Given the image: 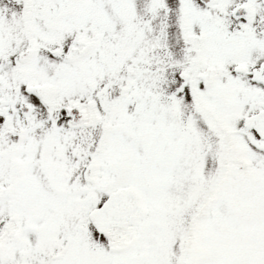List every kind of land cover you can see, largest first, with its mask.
Listing matches in <instances>:
<instances>
[{"label": "snow or ice", "instance_id": "snow-or-ice-1", "mask_svg": "<svg viewBox=\"0 0 264 264\" xmlns=\"http://www.w3.org/2000/svg\"><path fill=\"white\" fill-rule=\"evenodd\" d=\"M0 264H264V0H0Z\"/></svg>", "mask_w": 264, "mask_h": 264}]
</instances>
